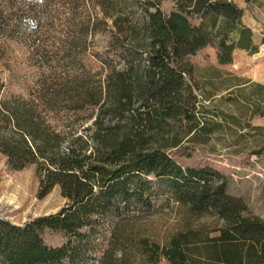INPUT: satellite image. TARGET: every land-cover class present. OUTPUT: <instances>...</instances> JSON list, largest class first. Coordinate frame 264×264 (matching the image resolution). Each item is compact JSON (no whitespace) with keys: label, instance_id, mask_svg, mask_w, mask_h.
I'll use <instances>...</instances> for the list:
<instances>
[{"label":"trees","instance_id":"trees-1","mask_svg":"<svg viewBox=\"0 0 264 264\" xmlns=\"http://www.w3.org/2000/svg\"><path fill=\"white\" fill-rule=\"evenodd\" d=\"M100 0L106 17L80 23V43L89 33L107 37L101 66L53 79L31 98H0V154L20 171L33 166L38 198L58 188L65 199L56 213L22 225L0 219V264H86L93 259L97 229L111 216L106 249L97 264H264V219L242 198L229 195L211 168L182 167L187 143L214 128L204 116L194 68L188 58L213 47L219 65L236 50L258 52L244 11L234 0ZM2 84L0 82V91ZM163 183L191 216L211 223L186 227L160 246L119 233L121 217L147 207ZM24 207L26 189L0 185ZM45 230L61 233L58 247Z\"/></svg>","mask_w":264,"mask_h":264},{"label":"rangeland","instance_id":"rangeland-1","mask_svg":"<svg viewBox=\"0 0 264 264\" xmlns=\"http://www.w3.org/2000/svg\"><path fill=\"white\" fill-rule=\"evenodd\" d=\"M119 4L120 0H110ZM100 0H0V98H31L55 77L83 68L96 72L101 63L107 37L87 33L79 43L80 23L109 22ZM243 9V23L248 26L258 46L250 54L236 50L231 64L219 65L213 47H205L188 58L194 68L197 94L205 107L204 116L214 128L209 135L187 143L176 160L182 167L216 170L226 184L229 195L242 198L249 211L264 219V0H234ZM173 4L160 5L168 13ZM78 40V41H77ZM14 183L30 195L22 207L13 196L0 197V219L22 225L38 217L54 214L65 204L58 188L38 198V180L34 167L11 170L0 154V185ZM156 194L150 205L121 217L119 233L130 232L162 246L186 227L211 223L196 218L177 203L163 183L153 181ZM119 219L107 218L93 239V259L97 264L106 249L111 229ZM43 241L60 246L61 233L45 230ZM133 264H146L135 253ZM156 264H168L159 258Z\"/></svg>","mask_w":264,"mask_h":264},{"label":"bare ground","instance_id":"bare-ground-1","mask_svg":"<svg viewBox=\"0 0 264 264\" xmlns=\"http://www.w3.org/2000/svg\"><path fill=\"white\" fill-rule=\"evenodd\" d=\"M8 195H10V194H5V196H8ZM16 200H17V199H16ZM17 204L19 205L18 201H17Z\"/></svg>","mask_w":264,"mask_h":264},{"label":"crops","instance_id":"crops-1","mask_svg":"<svg viewBox=\"0 0 264 264\" xmlns=\"http://www.w3.org/2000/svg\"><path fill=\"white\" fill-rule=\"evenodd\" d=\"M253 41H254V39H253ZM254 43H255V41H254ZM256 45H257V43H255Z\"/></svg>","mask_w":264,"mask_h":264}]
</instances>
